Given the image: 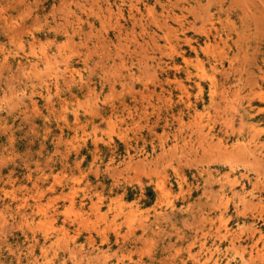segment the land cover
<instances>
[{
    "label": "rangeland",
    "instance_id": "obj_1",
    "mask_svg": "<svg viewBox=\"0 0 264 264\" xmlns=\"http://www.w3.org/2000/svg\"><path fill=\"white\" fill-rule=\"evenodd\" d=\"M261 1L0 0V264H264Z\"/></svg>",
    "mask_w": 264,
    "mask_h": 264
},
{
    "label": "bare ground",
    "instance_id": "obj_2",
    "mask_svg": "<svg viewBox=\"0 0 264 264\" xmlns=\"http://www.w3.org/2000/svg\"><path fill=\"white\" fill-rule=\"evenodd\" d=\"M218 1V0H217ZM260 2H259V4H260V6L262 5V2L263 1H261V0H259ZM237 2V1H236ZM241 2H243V1H241ZM134 6V5H133ZM132 6V7H133ZM134 9H135V6L133 7ZM145 8H147V7H145ZM137 10H139L138 8H137ZM147 10V9H146ZM195 15V14H194ZM198 16V15H197ZM210 17V16H209ZM208 17V20H210V18ZM211 17H213V16H211ZM261 23V22H260ZM142 24H140V26H141ZM210 26V28H208V29H206V30H204L203 32L205 33V35H206V37H208L209 35H213L211 38H212V40L213 39H218V43H221L223 46H225V44H227V41H228V39H230V38H228L227 36L228 35H224V36H222V35H220L218 32H217V30H215V27L213 26V24H210L209 25ZM142 27V26H141ZM180 27L182 28L183 27V25H180ZM202 27V26H201ZM143 28V27H142ZM144 29V28H143ZM168 30H169V28H168ZM182 30H183V28H182ZM210 30H213L214 31V34H211V32H210ZM164 32V31H163ZM182 34H181V37H180V39H181V43H183L184 45H186L189 49H191V50H194V47H193V45H192V43H193V39H190V38H187V36L185 35V33L182 31L181 32ZM152 34V33H151ZM148 35V34H147ZM153 36V35H152ZM149 38V37H148ZM150 39H151V36H150ZM152 39H154V37L152 38ZM153 42H154V40H152ZM244 50H245V48H244ZM174 51V54L175 55H177L180 59H181V61H182V64L181 65H179V64H177L176 63V61H175V59H172L171 60V67L173 68V70H175V71H183L184 70V68H185V66L187 65V63H188V59H187V51L185 50V49H183L182 48V46H179L176 50H173ZM256 55L254 56V58L252 59V63L254 64V67H255V69L257 70V71H261V67H260V63H262V64H264V50H263V44L261 45V46H258L257 48H256ZM241 58H242V56H241ZM242 60V59H241ZM230 68V67H229ZM233 71V70H232ZM232 74V73H231ZM263 75H264V71H263ZM175 78V77H174ZM173 78V79H174ZM176 79V78H175ZM176 84L174 85V86H177V88L179 89V91H180V95L178 96V103H179V106L181 107L179 110H178V116L176 117V121L177 122H181L182 121V119H183V116L184 115H187L188 113H189V111L192 109V106H191V104H189V103H187L185 100H183L182 99V97H181V95L183 94V92H184V87H183V85H182V82H180V81H177V82H175ZM211 84H213V83H211ZM234 86V85H233ZM235 90V89H234ZM233 91V90H232ZM236 91V90H235ZM235 93V92H234ZM263 94V93H262ZM236 95V94H235ZM242 96V95H241ZM236 97H237V95H236ZM260 97V99H261V96H259ZM247 98V97H246ZM249 98V97H248ZM250 99V98H249ZM237 100V99H236ZM251 100V99H250ZM218 101V100H217ZM237 102V101H236ZM240 104V103H239ZM195 108V107H194ZM234 110H235V108H233ZM255 110H256V112H255ZM264 110V107H263V109L262 108H259V107H252V103H251V101H248L247 100V104H246V106L245 107H243V108H240V111H242V114H239V118H240V121L242 120V119H249V118H251V117H253V116H258L259 118H260V116H259V114L261 115V113H262V111ZM233 112H235V111H233ZM255 112V113H254ZM253 113L255 114V115H253ZM172 114H173V111H172ZM173 117V116H172ZM261 120V119H260ZM261 123H263V122H261ZM264 128H261L260 130L261 131H263L264 132V130H263ZM211 130V129H210ZM236 133H237V139H236V147H235V150H234V156H235V161H237V162H252V163H254V164H258L257 162H259L260 161V153L262 152V149H263V146H264V144L263 143H260V142H258V131L257 130H254V133H252V135H251V137L249 138V140H245V139H243L242 137H241V131H240V129L238 128V130L236 131ZM206 137L207 136H210V132L208 131L207 133H206V135H205ZM206 137H204V138H206ZM225 143V142H224ZM216 144V143H215ZM234 146V145H233ZM218 147V146H217ZM179 149V148H178ZM218 149V148H217ZM223 150H224V148H223ZM231 151H233V150H231ZM229 152V151H228ZM227 153V152H226ZM231 155V154H230ZM232 157V156H231ZM250 157L252 158V160L250 159ZM179 158V157H178ZM201 159H203V158H201ZM180 160V159H179ZM223 160H225V158L223 159ZM262 161V160H261ZM228 162V161H227ZM233 163H235L234 161H233ZM227 164V163H226ZM239 166V163H236V165H234V166H232V169H234V168H236V167H238ZM243 176V174H239V178H241ZM225 178H226V176H225ZM232 186L234 187L236 184H238V182H239V179L237 178V177H235L232 181ZM244 182L245 183H249V180L248 179H246L245 178V180H244ZM257 182V181H256ZM240 184V183H239ZM238 184V185H239ZM242 185V184H241ZM256 186V185H255ZM263 188V187H262ZM243 199L244 198H242V201H243ZM240 201V203H242V206H241V209L239 210V208L237 207L236 209V212L237 213H239V214H244V213H242V212H239V211H241L242 209H246V203H245V201H243V202H241V200H239ZM251 201V200H250ZM226 204V203H225ZM258 204H261V200H258ZM249 235V234H248ZM234 238V237H233ZM236 238V237H235ZM262 239V234L261 233H259V236L256 238V240H255V242L253 241V243H252V245H253V248L255 249V252H254V255L253 254H251V252H252V250L248 253L249 255H250V259H251V261H249V262H252V259L254 258V259H258L260 262H259V264L261 263V264H263V254L261 253L262 252V248H257V245H256V243L258 242V241H260ZM252 245H251V247L250 248H252ZM252 248V249H253ZM250 250V249H249ZM247 263H248V261H247ZM246 263V261L245 260H240V264H247Z\"/></svg>",
    "mask_w": 264,
    "mask_h": 264
}]
</instances>
